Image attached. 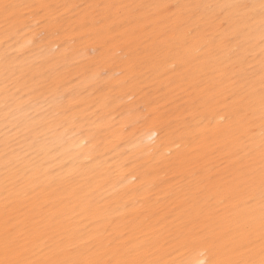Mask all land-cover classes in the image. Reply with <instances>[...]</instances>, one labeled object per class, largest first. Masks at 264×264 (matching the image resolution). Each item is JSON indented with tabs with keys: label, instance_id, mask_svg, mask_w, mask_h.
Wrapping results in <instances>:
<instances>
[{
	"label": "snow or ice",
	"instance_id": "obj_1",
	"mask_svg": "<svg viewBox=\"0 0 264 264\" xmlns=\"http://www.w3.org/2000/svg\"><path fill=\"white\" fill-rule=\"evenodd\" d=\"M89 41L78 99L63 69ZM0 49V264H264V0H0ZM149 87L167 103L137 116L148 142L108 192L85 124ZM69 132L87 151H61Z\"/></svg>",
	"mask_w": 264,
	"mask_h": 264
},
{
	"label": "bare ground",
	"instance_id": "obj_2",
	"mask_svg": "<svg viewBox=\"0 0 264 264\" xmlns=\"http://www.w3.org/2000/svg\"><path fill=\"white\" fill-rule=\"evenodd\" d=\"M14 2H39V0H14ZM48 3H67V4H78V5H87V4H132V3H175L176 0H46ZM203 2H217V0H203ZM223 2H235V0H223ZM258 2V0H256ZM71 15V13H70ZM49 40L55 41V43L49 44L48 41H44L43 45L46 48V55L60 57L64 49H61V53H56L55 48L63 42V38L57 39L56 37H50ZM87 43V49L81 47L80 51L70 57V59L65 63L61 60V63H65V68L63 71L67 72L66 77L67 81H71L66 84L67 90H75V92H83L84 88L87 87V91L84 92L83 97H78V99H87L88 94L95 90L96 85L92 83L93 72L97 69L89 71L87 75H84L86 68L88 67L90 60L89 57L92 55H99V52H96L97 45L89 41ZM79 47V45H77ZM2 51V49H0ZM38 51V50H37ZM33 59H39V57L33 55ZM74 64H79V67H73ZM107 79V78H105ZM103 83V81L101 82ZM114 81L109 84V89H106V93L114 86ZM146 84H150L151 81H145ZM88 85H91L90 87ZM164 96V92L157 91L154 88H145L143 92L136 90L135 93H129L127 95L120 94L119 99H116L112 105L111 116L107 118V122L111 123L112 127H97L92 122L85 124V128L91 129L93 133L97 136V142H103L107 145L106 149L101 150L99 155V163L102 167L107 168L108 165L113 166V177L112 182L107 186L108 192H118L125 191L127 187L131 186L133 176H128L127 180H124L121 183L122 175L124 172L129 171L134 167L133 164H129V169H124L123 171L119 170V166L127 161H134L136 157L140 155V145L141 142L147 143V135H143L141 131L137 129L140 128V125L132 127L135 123L137 116L141 114L146 104L149 102H157L159 105L163 106L167 103ZM153 106H156L154 104ZM97 116L102 117L103 113L100 112ZM2 117V114H0ZM93 120H97V117L94 116ZM97 123H104L100 120ZM193 124L195 121L192 122ZM129 127L128 132H124V127ZM2 127V125H0ZM78 131V130H76ZM116 133L114 136L113 133ZM87 139L85 137H75L73 138V133L69 132L67 136L64 137V147L61 149L62 152L68 153L72 156H75L80 151H87V149H81L79 144ZM117 145H119L117 147ZM65 159L68 158L66 155ZM135 175V173H133ZM166 185H162V188ZM159 191V190H157ZM107 195V193H104ZM163 195V193H161Z\"/></svg>",
	"mask_w": 264,
	"mask_h": 264
}]
</instances>
